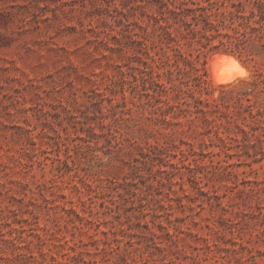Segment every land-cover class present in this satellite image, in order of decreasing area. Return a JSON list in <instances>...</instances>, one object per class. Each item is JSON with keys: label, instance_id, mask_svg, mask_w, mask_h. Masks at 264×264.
<instances>
[{"label": "rangeland", "instance_id": "1", "mask_svg": "<svg viewBox=\"0 0 264 264\" xmlns=\"http://www.w3.org/2000/svg\"><path fill=\"white\" fill-rule=\"evenodd\" d=\"M133 3L0 0V264H264V160L174 166L117 105Z\"/></svg>", "mask_w": 264, "mask_h": 264}, {"label": "trees", "instance_id": "2", "mask_svg": "<svg viewBox=\"0 0 264 264\" xmlns=\"http://www.w3.org/2000/svg\"><path fill=\"white\" fill-rule=\"evenodd\" d=\"M125 15L129 76L122 71L111 93H121L124 112L141 114L155 140L146 154L179 158L172 165L189 170L263 161L264 0H135ZM216 52L251 62L250 78L210 87L205 73ZM198 189L222 203L217 191Z\"/></svg>", "mask_w": 264, "mask_h": 264}, {"label": "clouds", "instance_id": "3", "mask_svg": "<svg viewBox=\"0 0 264 264\" xmlns=\"http://www.w3.org/2000/svg\"><path fill=\"white\" fill-rule=\"evenodd\" d=\"M210 71L207 83L212 88H232L246 82L250 78V71L247 65L241 61L238 55L222 53L215 55L209 64Z\"/></svg>", "mask_w": 264, "mask_h": 264}, {"label": "bare ground", "instance_id": "4", "mask_svg": "<svg viewBox=\"0 0 264 264\" xmlns=\"http://www.w3.org/2000/svg\"><path fill=\"white\" fill-rule=\"evenodd\" d=\"M218 54H222V53H217V54H215V55H218ZM215 55H214V56H215Z\"/></svg>", "mask_w": 264, "mask_h": 264}]
</instances>
